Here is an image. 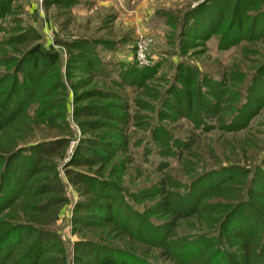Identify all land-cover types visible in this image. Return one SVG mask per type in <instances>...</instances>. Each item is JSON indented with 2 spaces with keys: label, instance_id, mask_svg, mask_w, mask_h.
Listing matches in <instances>:
<instances>
[{
  "label": "rangeland",
  "instance_id": "374dc122",
  "mask_svg": "<svg viewBox=\"0 0 264 264\" xmlns=\"http://www.w3.org/2000/svg\"><path fill=\"white\" fill-rule=\"evenodd\" d=\"M208 1L12 0L9 4L0 0V6L8 8L0 19V76L12 72L14 59L39 44L57 55L55 66L47 75L55 81L59 73H67L66 90L59 91L61 95L53 94L56 102L49 103L50 109L42 111L40 101V104L23 101L21 109L25 113L10 123L11 128L0 133L3 154L13 147L18 150L44 143L42 149L26 153L16 161L15 168L22 169L18 175L20 185L44 178L58 191L46 197L59 202L58 212L44 213L40 222L28 215L25 204L19 203L9 212L12 220L49 225L57 235L58 240L49 247L52 252L45 254L41 262L52 258L64 264H99V258L89 249L101 243L150 263L176 264L164 258L161 249L141 241L147 239L145 230L125 232L109 223L101 225V229L88 226L95 215L77 211V206L86 197L96 195L80 180L89 177L99 181L103 190L112 183L127 194L136 212H145L161 198H141L154 188H167L165 185L175 183L174 180L179 185L189 184L195 173L220 166L253 168L263 156L264 104L247 122L248 112L241 111L235 125H245L239 131L228 132L224 128L230 122L231 110L244 102L241 97L247 93L250 78L264 66V0L244 2L248 12L242 31L239 35L235 33L237 37H232L238 40L224 49H220L219 36L230 21L233 3L226 2L219 10L223 11L221 29L208 38H200L211 30L212 15L218 8L205 9L203 5ZM199 5L203 7L200 12L205 22L197 26L198 31L187 33L190 25L185 27V13ZM233 28L236 31L237 24ZM137 30L150 37L143 64L136 59ZM225 43L228 41L222 45ZM96 59L101 64V75L91 67ZM189 65L199 75L197 79L183 80L190 78ZM131 68L146 70L145 79L136 84V78L128 73ZM122 73L125 78L121 79ZM201 76L206 77L209 89L202 92L210 93L207 102L211 103V113L204 114L207 124L204 132L193 129L181 115L180 110L187 106L185 102L176 103L177 94L170 97L174 91L177 93L175 85L195 92ZM33 78L36 80H30L33 86L49 82L35 75ZM29 90L25 89L23 94L30 93ZM193 99L195 106L197 101ZM185 100L190 108L191 98L187 96ZM192 114L196 117L200 112ZM165 129L188 145L184 150L179 149L183 152L179 161L164 156L167 147L158 138ZM59 140L66 142L63 147H58ZM39 168H45L44 173ZM213 194V200L227 202L224 195ZM114 199L115 195L110 198ZM110 200L101 198L102 208ZM255 202L264 209V198ZM172 218L163 214L149 219L160 223L167 219L174 221ZM196 219L181 220L183 225L176 231L192 232L185 222L198 227ZM250 222L251 219H242L241 224ZM204 228L201 222L197 230ZM104 258L112 263L101 264H115L113 257Z\"/></svg>",
  "mask_w": 264,
  "mask_h": 264
},
{
  "label": "trees",
  "instance_id": "16d2710c",
  "mask_svg": "<svg viewBox=\"0 0 264 264\" xmlns=\"http://www.w3.org/2000/svg\"><path fill=\"white\" fill-rule=\"evenodd\" d=\"M5 1L10 4L12 0ZM216 1L209 0L203 5L205 9L214 6L218 8L214 10L212 15L211 30L208 29L207 34L200 36V38H208L221 29L223 11L219 10L226 5V2L227 4L233 3L230 21L219 36L220 49H224L232 46L238 40L235 33L239 35L242 31L248 6L244 5L247 0H225V2H223L224 0L220 2V0L218 5ZM203 7L199 5L185 13L183 21L185 27L190 25V30L188 29L187 33L198 31L197 26L205 20V16L201 18L202 11L200 12ZM7 10V7L0 6V19L6 15ZM234 24H237L238 29L233 32ZM233 35L236 37H232ZM223 40L224 42L228 41V43L222 45ZM13 62L15 64L12 72L0 76V133L4 128H11L10 123L25 113L21 109L24 105H22L23 101L26 103L34 101L35 104L41 102L42 111H45V109L48 110L52 107L49 103L54 105L56 102L53 94L61 95L59 91L66 90V72L64 74L59 73L55 81L47 75V71L51 72L54 68L57 55L46 51L43 45L34 46L20 58L14 59ZM91 67L98 71V75H101V64L98 63L97 59L92 62ZM188 68L190 78L184 77L182 79L194 77L197 79L199 74L195 72V68L190 65ZM145 71L131 68L128 73L133 79L136 78L135 81L138 84L145 79ZM33 75L38 76L39 80L47 78L49 82L41 86H33L30 84L31 79L36 81ZM122 78H125L123 73L121 74ZM205 78V76H201V80H196V88L198 89L195 92L183 90L181 86L178 88L175 85L177 93L174 91L170 95L172 98L177 94L179 102L176 101V103L185 102L187 106L184 110H180L182 111L181 115L186 117L193 129H201L202 132L207 125L204 114L211 113V103L207 102L210 93L202 92L203 89L209 90ZM208 83L210 84V81ZM30 88L31 90H29ZM25 89H28L30 93L23 94ZM246 91L247 93L241 97V100L244 101L242 105L235 106L231 110L230 122L224 128L228 132L239 131L245 125V123L241 127L235 125L238 117H241V111L248 112L245 118L247 122L264 104V66L250 78ZM184 96L191 98L190 108L189 102L185 100L186 97ZM181 97L182 99H180ZM193 97L197 101L196 107L193 106ZM18 106L20 107L18 108ZM195 111H199L200 115L193 117L192 112ZM161 132L159 134L161 137L159 136L158 139L167 147L164 156L181 160L183 152L180 150L188 148L187 143H182L180 139L175 138L166 129ZM58 142V147H63L66 143L64 140ZM43 145L44 143H40L18 150H14L13 147L7 154L0 152V264H49L53 260L52 258H45L41 262L45 254L52 252L49 249L51 243L58 240L50 226H41L34 221L12 220L9 213L19 203L25 204L30 212L28 215L34 217L38 222L44 213L52 212L54 215L58 212L59 202L50 197L46 198L47 195L58 191H55L44 178L29 180L25 186L18 182L20 179L19 170L22 169L15 168L16 161L23 158L26 153L30 154L42 149ZM38 171L44 173L45 168H39ZM194 176L189 184L179 185L174 180L176 184L170 182L165 185L167 188H154L151 193L142 196L143 199L161 196L155 205L145 212H136L130 205L127 194L116 185L111 183L103 190L101 188L104 186L101 185V182L88 177L85 180H80V183L86 185L96 197H86L85 200H81L77 206V211L84 210L91 216L95 215L91 221L92 224L89 223L88 225L92 228L101 229V225L109 223L120 227L125 232L128 229L133 231L145 230L148 233L147 239L141 238V241L149 243L156 249H161L164 253L163 257L176 264H264V209L255 202L264 198L262 192L264 190V184H262L264 183V154L253 168L243 165L220 166L200 174L195 173ZM102 190L103 196H101ZM104 191L107 194L104 195ZM216 192L224 195L222 197L227 202L213 200V193ZM113 195L116 199L110 200ZM101 198L110 200L103 208ZM29 203H32V206ZM163 214H168L175 220L167 219L155 223L149 219L150 216L159 217ZM26 217L28 216L26 215ZM194 217L198 218L196 219L198 227L201 222L205 224L206 228L203 231H198V227L190 222L185 223L187 227L193 229L192 232L180 234L176 231L179 226L183 225L180 223L181 220ZM242 219H251V222L242 226ZM91 246L93 247L89 249V252L99 258V260L97 259L99 264L107 261L104 260L105 256L113 257L115 264H154L115 247H107L101 243ZM61 262L62 260L59 259L53 260V264H64ZM106 263H112V261L108 260Z\"/></svg>",
  "mask_w": 264,
  "mask_h": 264
},
{
  "label": "built area",
  "instance_id": "2783aa9c",
  "mask_svg": "<svg viewBox=\"0 0 264 264\" xmlns=\"http://www.w3.org/2000/svg\"><path fill=\"white\" fill-rule=\"evenodd\" d=\"M137 55L136 59L139 62V64H143L144 61V53L146 51V48L148 47L150 43V37H148L146 34H144L142 31L137 30ZM142 66V65H141Z\"/></svg>",
  "mask_w": 264,
  "mask_h": 264
}]
</instances>
